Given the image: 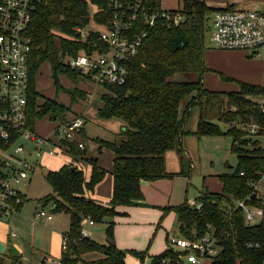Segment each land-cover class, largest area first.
<instances>
[{
	"label": "trees",
	"instance_id": "obj_1",
	"mask_svg": "<svg viewBox=\"0 0 264 264\" xmlns=\"http://www.w3.org/2000/svg\"><path fill=\"white\" fill-rule=\"evenodd\" d=\"M220 9L210 7L204 0H181L178 10L182 19L179 23L167 26L164 20H157L141 42L137 54L125 61V82L101 85L96 116L122 123L113 140L94 139L98 152L106 148L113 155L112 191L108 204H100L84 196L105 175L95 157L84 159L90 166L87 180L83 171L70 163L45 172L43 178L52 194L37 201L42 205L50 203L53 213L63 212L69 216L68 228L62 234L65 246L61 249L58 264H126V253L139 263L146 258V250L116 247L112 218L119 214V206H144L141 181L152 182L174 175L165 170L164 154L176 150L181 159L182 139L188 134L186 121L194 106L198 109L194 135L198 138L229 137L230 152L236 156V165L233 171L217 175L219 192H211L207 188L199 192L194 200L199 207L184 199L178 205L161 208V216L173 212L180 236L189 239L211 231L218 253L211 258L210 264H264V221L248 224L242 210L235 207L237 200L258 206L254 199H250L247 178L256 170L264 171V148L256 139L264 136V116L259 100L255 99L264 98V86L237 82L236 91H214L202 83L203 74L207 71L203 60L207 22L210 15ZM110 14L106 0H43L36 9L25 31L29 39L25 122L29 127L44 115L54 121L68 111L70 105L52 99L37 100L40 93L35 78L39 67L48 63L55 92L64 90L72 102L80 92L64 89L56 76L64 75L72 82L84 77L65 63V57L79 52L89 55L94 50L102 51L95 32L90 31L82 40L75 37V28L104 24ZM180 72H194L197 78L190 82L171 80ZM188 97L181 110L180 105ZM240 125L248 129L255 126L256 130L251 133L248 129H241ZM14 138L10 135L5 145ZM3 144L0 140V146ZM68 154L75 159L85 154V150L74 143L70 145ZM20 206H15V211ZM85 217L93 223L108 219L104 228L105 243L100 244L81 235L79 223ZM167 241L163 251L150 256L149 264H185L186 251L170 246ZM247 243L251 246L247 247ZM88 252L100 256L93 260L82 259L81 256ZM16 259L13 258V263Z\"/></svg>",
	"mask_w": 264,
	"mask_h": 264
},
{
	"label": "built area",
	"instance_id": "obj_2",
	"mask_svg": "<svg viewBox=\"0 0 264 264\" xmlns=\"http://www.w3.org/2000/svg\"><path fill=\"white\" fill-rule=\"evenodd\" d=\"M42 1L0 0V140L4 143L0 146V218L9 216L15 212V206L23 204L24 197L17 186L29 178L40 156H61L68 153L74 143L83 148L80 129L84 119L79 115L69 113L56 118L50 134L45 137L34 130V125L29 127L25 122L29 52L25 31ZM106 8L111 14L104 24H90L87 30L86 27L75 28L77 39L84 40L90 31L95 32L102 51L94 50L89 55L79 52L66 56L64 61L94 84L120 85L127 76L125 61L137 54L155 22L161 19L167 26L175 25L182 15L178 8H163L161 0H106ZM208 40L220 50L257 53L264 46V8H222L214 11L209 17ZM258 103L264 116V100ZM248 130L253 133L256 127L250 126ZM10 135L15 138L5 145ZM44 145H49V148L44 150ZM239 174L244 175L243 172ZM247 184L251 189L250 199H254L258 206L237 200L235 207L242 210L248 224L264 221V171H254L248 176ZM189 204L199 207L194 201H189ZM35 216L49 219L51 213L37 209ZM85 224L91 225L93 221L85 217L79 223L80 233L86 237ZM10 235L14 236V233ZM168 241L176 249L186 251L185 264H210L211 258L218 253L211 231L195 239L179 236ZM64 246L65 239L62 238V248Z\"/></svg>",
	"mask_w": 264,
	"mask_h": 264
},
{
	"label": "rangeland",
	"instance_id": "obj_3",
	"mask_svg": "<svg viewBox=\"0 0 264 264\" xmlns=\"http://www.w3.org/2000/svg\"><path fill=\"white\" fill-rule=\"evenodd\" d=\"M212 8H226L233 7L234 4L238 8L242 9H263L264 0H204ZM225 3H233L230 5L224 6ZM161 4L164 8H173L176 9L181 4V0H161ZM209 27V20L207 22ZM86 30L89 27L85 28ZM208 30L205 37V46L208 42ZM241 68L245 70L244 76L251 79L250 83H254L260 86H264V49H260L257 53H251L250 51L246 52V59L241 65ZM213 71H210L212 74ZM216 74V73H213ZM84 79H78L76 82H72L68 77L64 75L57 74V80L64 89L68 90H77L80 92L76 94L74 100L70 102V97L68 93L63 91L55 92L53 86V79L51 76V70L48 63H43L36 74L35 85L37 91L40 93V98L37 99L42 101L43 99H52L55 102L69 105V110L63 112L66 116L72 114L73 106L74 109L79 107L81 112L84 113L87 119L86 129L89 136H102L109 137L112 139V135L115 137V124L120 122L116 119H99L96 116V108L98 107L99 95L102 91L101 85L94 84L89 78L82 75ZM87 78V79H86ZM197 78L196 73L194 72H180L173 75L171 80L177 82H190L195 81ZM236 81H225L224 84L229 90H235L238 87L239 78H235ZM79 83L83 84L87 90L79 89L77 86ZM219 87L223 88V85ZM77 98V99H76ZM256 100H264V98L257 97ZM77 100L79 103L74 101ZM187 100L186 98L180 105V109L183 110ZM78 104V105H74ZM193 110L189 113V120L187 121V128L189 130L187 136L186 148L191 159L192 168L188 171L189 176L186 182L185 178L180 176L181 174H174L169 181H165V185L162 188V193L166 192L171 193L170 204L181 203L186 199L187 202L194 201L199 192L205 188H208L211 191L220 190V182L218 181L217 175L222 173H229L233 171L236 165V156L230 152V138L224 136H214V137H202L197 141L196 136L193 134L194 128L197 121V107H192ZM71 113H70V112ZM77 112L78 108L76 109ZM195 112V113H194ZM70 113V114H69ZM195 118V120H194ZM34 130L41 136H47L54 125L53 120L49 119L48 115L42 116L40 119L35 121ZM223 128L224 126L220 124ZM186 128V129H187ZM240 128L243 130L248 129L240 125ZM105 130V132H104ZM103 133L102 135H100ZM105 133V134H104ZM94 138H90L94 141ZM86 139V137H85ZM259 142V145L264 148V136H259L256 138ZM83 143L85 144L84 139L82 138ZM88 143V142H87ZM90 144H87L89 151H92ZM47 149L49 146H45ZM43 147V149H45ZM98 151V150H97ZM89 156L88 152L83 155L77 156L73 161H67L72 165L82 167V164L85 163V157ZM99 165L106 166L110 163V151L108 149H102L100 153ZM70 159V160H72ZM41 166L36 167L32 172L29 173L30 180L29 182H21L17 189L25 194L24 202L20 206L18 211L11 213L10 215V228L4 229L7 230V233H14L15 237L9 240H4V243L8 245L9 242H16L20 246V255L16 259V263H13L12 257L8 254V248L0 253V264H37L35 261V256L42 257L45 254H53L59 248L60 238L59 232L67 229V220L68 216L63 212L53 213L51 211V204L47 203L41 205L42 203L37 201L38 198H41L45 195L52 194L50 186L45 182L43 176L48 170H55L60 167L65 159L59 156H46L44 155L41 158ZM77 162V163H76ZM84 162V163H83ZM185 164V168L188 169ZM84 171L83 175H87L86 164L83 166ZM204 178V182L202 179ZM204 185V186H203ZM206 186V187H205ZM132 213H128L125 218L128 221L131 220L132 226H135L136 230H140L141 233H145L147 230L148 240L151 247L158 245L157 242H162L165 244L166 240L174 237H179L178 227L174 216L169 214H164L163 216L156 215L157 208L154 206L146 207L142 209L136 207ZM37 209H42L46 214L51 213L52 221L46 222L45 220H36L33 214H35ZM125 214L119 213L116 216H123ZM115 216V217H116ZM124 217V216H123ZM39 219V218H38ZM15 220V222H12ZM158 224L156 227L155 224ZM256 223V222H254ZM2 229V228H1ZM168 233V236L165 234ZM142 236V235H140ZM168 237V238H167ZM6 241V242H5ZM138 241V240H137ZM168 242V241H167ZM167 244V243H166ZM170 245V244H169ZM171 246V245H170ZM133 257V256H132ZM48 264V263H47ZM54 264V263H52Z\"/></svg>",
	"mask_w": 264,
	"mask_h": 264
},
{
	"label": "crops",
	"instance_id": "obj_4",
	"mask_svg": "<svg viewBox=\"0 0 264 264\" xmlns=\"http://www.w3.org/2000/svg\"><path fill=\"white\" fill-rule=\"evenodd\" d=\"M230 4L233 5V3H225V5L221 6V7H225L226 5H230ZM162 7H163V5H162ZM232 8H238V7H237V5L234 4V6ZM169 9H173V8H169ZM207 42H208V44H207V46L204 50V54H203L204 65L207 68V71L203 74V77H202V83H203V86L205 88H207L209 90H214V91H236L238 89V87L235 90H229L224 84L225 81H234V80L236 81L235 78H239L238 80H243V81H239V82L254 84V83H250V82H254V81H251V79L244 76L245 70L241 68V65L244 63V59H246V52L247 51H245V50H220V49L213 47L210 44L208 39H207ZM260 49H264V46L260 47L258 50H260ZM210 71H213V73H216V74H213V73L210 74ZM220 85H223V88H225V89H222V87H219ZM254 85H257V84H254ZM77 87L79 89H83V90L86 89L87 90V88L81 83H79V85ZM75 102L79 103L77 100H75L74 103ZM74 105H78V104H74ZM99 105H100V103H99ZM99 105H98V107H99ZM70 107H71V105H70ZM77 108H78V111H80V112L76 111ZM97 108H96V110H97ZM71 110H72L73 114L79 115L84 119V125L80 129V135L82 134L83 139L85 141V144L83 143V149L85 150V153L88 152L89 156L95 157L97 159V165L105 171V175L94 186L93 190L90 192L86 191L84 193V196L86 198H89V199L95 201V202L106 205L110 201L111 191H112L111 170H112V157H113V155H112V152L109 150L110 154H111L110 163H108V165H106V166L99 165L98 164V161H99L98 156L102 152V149L98 152L97 151V147H98L97 143L94 142L93 140H91L90 138L97 137V138L105 140V141H111V140L108 139L109 137H104V135H102L103 133L100 134L102 136H89L88 135L89 131H87V129H86L87 119H86L84 113L81 112L79 107H76L74 109V106H73V109L71 108ZM191 110H193V108ZM197 114H198V111H197ZM197 118H198V116H197ZM188 120H189V115H188L187 121ZM194 120H195V118H194ZM187 121H186V124H187ZM196 123H197V121H196ZM34 124H35V122H34ZM34 127H35V125H34ZM121 127H122V123L117 122L115 124V130H116L115 134L121 130ZM195 127H196V125H195ZM186 128H187V126H186ZM187 130H188V128H187ZM194 130H195V128H194ZM104 132H105V130H104ZM188 132H189V130H188ZM85 137H86V139H85ZM113 138H114V136L112 135V139ZM196 138H197V141H199L200 138H202V137H200V138L196 137ZM187 140H188L187 136H185L182 139L183 155H182L181 159H180V156L177 154L176 150H169V151H166L164 154V167H165L166 172L172 173V174H179L180 172H183V174H181L180 176L184 177L185 180L186 179L188 180V176H189L188 171L192 168L191 159L189 157V154H188V151L186 148ZM87 142L90 144L89 146H91L92 151L88 150V148H87L88 143ZM45 146H49V145H44V147ZM46 149H47V147H45L44 150H46ZM103 149H106V148H103ZM44 155H46V154H43L38 159L37 167L41 166L40 160ZM46 156H48V155H46ZM48 157H50V156H48ZM59 157H62L65 159L63 164H67V161H73L74 162V160L69 156L68 153H65ZM70 159H72V160H70ZM85 164L86 163L82 164V167H78V166L77 167L80 168L82 171H84L85 167H83V166ZM185 164H188V166H186L188 169L185 168ZM86 167L88 169V171H87L88 173H87L85 179L87 180L89 177L90 166L88 164H86ZM57 169H55V170H57ZM186 173H187V175H186ZM29 180H30V177L23 182H29ZM169 180H170L169 178H163V179H158V180H155L152 182L141 181L140 189L142 192L144 206H119V207H117V211L119 213L121 212L125 215H123L124 217L123 216H116V217L114 216L112 218V220L114 222V225H113L114 244L116 245V247H118L121 250H136V251L146 250V252H147L146 258L141 263H139L138 260L136 258L132 257L129 253H126L125 258H124L126 264H149L150 256L158 254L166 248V246H167L166 242H165V244H162V242H157L158 245H156L154 247H151L150 245H148L149 243L147 242V240H148L147 230L145 231V233H141L140 230L139 231L136 230L135 226H132L131 220L128 221V219L125 218V216L128 215V217H129L128 213H132V211H134L135 209H139L136 207H140L142 209H145L146 207H148V205L154 206L155 208H157V210H156L157 214L156 215L161 216L162 215L161 208L168 207V206H175V205L180 204V203L170 204L169 200L171 197V193H168V195H167L166 192H163V193L161 192L163 186L166 183L165 181H169ZM187 180H186V182H187ZM202 182H204V178L202 179ZM209 191H211V190H209ZM219 191H211V192H219ZM21 194H22V192H21ZM22 195L24 198L26 197L24 193ZM169 213H171L175 219V214L173 212H168L167 214H169ZM64 214H66V213H64ZM10 215L7 217L0 218V243L3 246L0 253L3 252L6 248H8L9 245H12L13 248L16 250V255H13L9 251V249H8V253H9L8 255L10 257H12V259H13L14 257H18L20 255V251H21L20 246L16 242H9L8 245H6V243H4V241L2 240V239L9 240V239L15 237V234H14V236H11L10 235L11 233H7V230L3 231V228L4 229L10 228V223H9V220L11 218ZM66 215L68 216V214H66ZM33 216L35 217V214H33ZM34 219L45 220L46 222H49V221H52V216L49 219H47V218H41V219L40 218L39 219L34 218ZM107 220L108 219L106 218L104 220V222H101V223H93L91 225L85 224L83 226V229L86 232V237L88 239L93 240V241L100 243V244L105 243L106 240H105L104 228L106 226ZM175 221H176V219H175ZM12 222H15V220H12ZM67 224H69V216H68ZM155 226L157 227L158 224L156 223ZM66 228H68V225ZM66 230L67 229L59 232V238H60L61 243L59 244L58 250H56L52 255L51 254L50 255L45 254V255H42V257L35 256V261L37 264H41V263L42 264L43 263L44 264H47V263L48 264H52V263L58 264V259H59L60 252L62 249V234ZM165 234L168 236L167 232H165ZM140 235H142V236H140ZM99 256L100 255L98 253L88 252V253L83 254L81 257L84 260H93V259L98 258Z\"/></svg>",
	"mask_w": 264,
	"mask_h": 264
},
{
	"label": "water",
	"instance_id": "obj_5",
	"mask_svg": "<svg viewBox=\"0 0 264 264\" xmlns=\"http://www.w3.org/2000/svg\"><path fill=\"white\" fill-rule=\"evenodd\" d=\"M55 116H52V119H54ZM71 170H74V167H70ZM252 197V196H251ZM3 246L2 244L0 243V251L2 250ZM9 251L13 254V255H16V250L13 248L12 245H9L8 247Z\"/></svg>",
	"mask_w": 264,
	"mask_h": 264
}]
</instances>
